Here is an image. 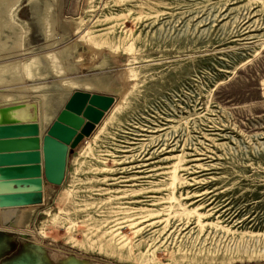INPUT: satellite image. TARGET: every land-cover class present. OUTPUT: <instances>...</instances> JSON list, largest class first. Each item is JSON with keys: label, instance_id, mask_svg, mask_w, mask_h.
<instances>
[{"label": "rangeland", "instance_id": "rangeland-1", "mask_svg": "<svg viewBox=\"0 0 264 264\" xmlns=\"http://www.w3.org/2000/svg\"><path fill=\"white\" fill-rule=\"evenodd\" d=\"M75 90L115 103L0 264H264V0H0V104Z\"/></svg>", "mask_w": 264, "mask_h": 264}, {"label": "water", "instance_id": "water-1", "mask_svg": "<svg viewBox=\"0 0 264 264\" xmlns=\"http://www.w3.org/2000/svg\"><path fill=\"white\" fill-rule=\"evenodd\" d=\"M114 103L113 96L75 90L55 120L46 127L41 125L38 101L0 104V140L9 135L15 139L0 141V154L31 152L23 156L0 155V168L10 167L0 169V215L7 210L42 203V192L47 184L62 186L69 158L95 133ZM40 136H43L44 181L38 153ZM18 138L30 139L19 142ZM20 145L23 149H17ZM21 159L22 163H18ZM25 160L28 162H23Z\"/></svg>", "mask_w": 264, "mask_h": 264}, {"label": "crops", "instance_id": "crops-1", "mask_svg": "<svg viewBox=\"0 0 264 264\" xmlns=\"http://www.w3.org/2000/svg\"><path fill=\"white\" fill-rule=\"evenodd\" d=\"M84 91V90H83ZM86 92H89V93H92L91 91H86ZM94 94V93H93ZM97 94H101V95H105V94H103V93H97ZM20 135H22V134H20ZM3 139V140H2ZM25 139H30V138H18L17 139V141H19V142H22V141H24ZM0 141H4V142H11V141H15V139H14V137L13 136H11V135H9V137H3V138H1V140ZM39 150H38V153H39V155H40V166H41V168H42V179H43V181H44V153H43V136H40V142H39ZM17 149H23V147H22V145H20L19 146V148H17ZM16 149V150H17ZM28 153H31V152H14V153H12L11 151H5L4 153H2V154H0V155H5V156H23V155H28ZM22 160L23 159H21L20 161L21 162H18V163H22ZM23 162H25V163H27L28 162V160H25V161H23ZM69 162H70V158H69V160H68V168H67V172H68V169H69ZM19 165H21V164H19ZM19 167H28V166H19ZM10 167H8V166H6L5 168H0V169H9ZM66 176H67V174H66ZM58 186H51V185H45L44 186V189H43V192H42V203H40V204H35V205H32V206H28V207H24V208H38V207H43L44 205H45V203L48 201L47 199H48V195H49V192H52L51 191V188H54V190H55V188H57Z\"/></svg>", "mask_w": 264, "mask_h": 264}, {"label": "bare ground", "instance_id": "bare-ground-1", "mask_svg": "<svg viewBox=\"0 0 264 264\" xmlns=\"http://www.w3.org/2000/svg\"><path fill=\"white\" fill-rule=\"evenodd\" d=\"M37 75V74H36ZM87 153V152H86ZM84 155V154H83ZM174 175V174H173ZM175 179V178H174ZM71 194L69 192H65L62 198V201L67 203V201H70ZM256 242V241H255ZM257 242L263 244L264 243V235L262 234L261 238L257 240ZM119 248H123L126 245H122L121 242L118 243ZM109 245V244H108ZM238 252L235 256L230 257L227 262H237V261H257V260H264V253L262 250H253V252H250L249 246H246L245 243H241L238 245Z\"/></svg>", "mask_w": 264, "mask_h": 264}, {"label": "flooded vegetation", "instance_id": "flooded-vegetation-1", "mask_svg": "<svg viewBox=\"0 0 264 264\" xmlns=\"http://www.w3.org/2000/svg\"><path fill=\"white\" fill-rule=\"evenodd\" d=\"M5 233L3 231H0V255L3 253V249L6 248L7 245H9L11 242L8 240L7 235H4ZM22 257L25 256V250H21L19 254H17L15 257ZM24 258V257H23Z\"/></svg>", "mask_w": 264, "mask_h": 264}]
</instances>
